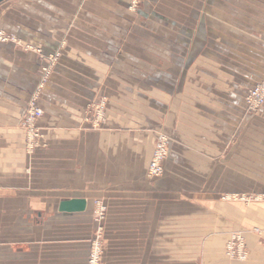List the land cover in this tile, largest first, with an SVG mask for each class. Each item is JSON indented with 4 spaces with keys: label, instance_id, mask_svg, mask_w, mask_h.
<instances>
[{
    "label": "crops",
    "instance_id": "obj_1",
    "mask_svg": "<svg viewBox=\"0 0 264 264\" xmlns=\"http://www.w3.org/2000/svg\"><path fill=\"white\" fill-rule=\"evenodd\" d=\"M129 2L0 0V29L19 40L0 43V264H87L96 201L106 208L101 264H264V201L227 199L264 195L261 122L243 120L242 90L226 85L243 64L258 66L262 39L213 54L226 8L141 0L131 16ZM55 52L38 102L41 146L29 156L21 122ZM160 135L168 157L150 180ZM73 199L84 211L60 212ZM234 232L245 262L225 256Z\"/></svg>",
    "mask_w": 264,
    "mask_h": 264
},
{
    "label": "rangeland",
    "instance_id": "obj_2",
    "mask_svg": "<svg viewBox=\"0 0 264 264\" xmlns=\"http://www.w3.org/2000/svg\"><path fill=\"white\" fill-rule=\"evenodd\" d=\"M218 1L219 0H216V1L211 0L212 6H217V7L221 6V7L226 8L227 13L225 15L221 16L219 20H221V22H226V24L228 26V30L226 32H224V30H214V32H212L213 36L215 35L216 40H217L215 42V44H216L215 48H213V47L211 48L213 51V54H218L220 49H221V51L223 50V52H225L224 51V49H225L226 53L228 55H232L233 53H235L237 51L236 50L237 45L235 42L236 40L239 41V43L244 44V43L248 42L247 40L250 39V37L257 36V35H258L259 39H262V41H263L262 43L264 44V0H253V2H251V0H220L221 4H219ZM256 1H258V4L256 3ZM130 3H131V0L129 2L128 8L130 6ZM140 5H141V0L139 1V5H138L137 11L135 13L130 12L128 8H127V12L131 16L136 15L138 10H139ZM252 6L258 7L259 11H258L257 15L251 14V11H252L251 7ZM216 16L218 17V15H216ZM217 17H216V19H218ZM235 25H239L240 27H242V30L236 31L234 29ZM230 27H233V30L229 29ZM252 27H254L253 30H252ZM0 33L3 35V37L5 39V41H0V43L15 44V45H17L19 43L18 42L19 40L15 36L7 33L6 31L0 29ZM218 39H220L221 44L226 39V44L224 47L221 46L222 48H219ZM262 43H260V44H262ZM250 47L251 46H249V48ZM241 49H244V48L240 44L239 45V51ZM258 52H259V64H258V66L256 68H254V66H253V70H252V72H250V71H247V70H251L250 66L243 64L242 78L237 79V81H239V82H236V80H234V79H227L226 85L227 86H234V87L239 86L242 90L241 104H242V109H243V120L246 118L250 119L253 117H257L260 120L261 123L257 127L258 145H259V151L264 152V106L258 112L252 114V113H249L247 111L246 104H245L247 93L253 87H256L260 83L264 82V45H259ZM51 57H54V58L51 59ZM50 59H51V61H50L51 65L49 66L48 62ZM59 59H60V55L58 52L49 54L46 57H44V64L40 68L38 83L36 85L34 93L38 92L37 89L39 88L40 80L42 79V76L44 74L43 69L45 68L47 70L48 66H49V70L47 71L49 74L47 76L46 83L44 84V88H45L47 86V84L50 82V79L54 73V70H55L58 62H59ZM211 81L212 82H218L219 80L218 79H212ZM44 88L41 89V91H39L40 95H39V98L37 100V106H38V102H39V99L41 96V92L44 90ZM102 101L103 100H101L100 103H98L94 107V115H96V117H97V114L99 113V111H102L101 120L103 118V112H104V107H105V104ZM38 124H39V122L37 123V128L39 130V133L42 135L40 127L38 126ZM244 129H245V127H244ZM163 136H165V135H163ZM158 138H159V136H158ZM156 142H157V140H156ZM156 142H155V144H156ZM40 146H41V144L39 145V147ZM154 147H155V145H154ZM167 149H168V138H167ZM153 151H154V149H153ZM167 157H168V154H167ZM167 157H166V159H167ZM262 159L264 162V158H262ZM146 176H147V172H146ZM259 195H261V196H259ZM259 195L258 194L257 195H250V196H247L244 194L242 196L233 195L230 197L228 196L227 199H232V200L243 199V200H250V201H253V200L254 201L255 200L264 201V195L263 194H259Z\"/></svg>",
    "mask_w": 264,
    "mask_h": 264
},
{
    "label": "built area",
    "instance_id": "obj_3",
    "mask_svg": "<svg viewBox=\"0 0 264 264\" xmlns=\"http://www.w3.org/2000/svg\"><path fill=\"white\" fill-rule=\"evenodd\" d=\"M140 0H131L129 11L135 13L137 11ZM0 41H5L3 35L0 33ZM54 57H51V59ZM49 60V66L51 65ZM48 69H43V76L40 80L38 92L34 93L33 97L26 106L21 126L25 132V151L27 155H32L35 150L41 144L42 135L39 133L37 123L42 117V111L37 106V100L39 98V91L44 88L46 79L48 76ZM104 103V101H102ZM102 104V103H101ZM100 104V105H101ZM246 109L249 113H256L264 106V82L260 83L256 87H253L246 96ZM102 111H99L95 120V126H97L101 120ZM168 154L167 149V138L163 135L159 136L152 153L151 160L147 168V177L149 179H158L164 172V162ZM106 208L99 202H95L94 206V217L98 223V227L94 231L93 238L90 242V251L87 260V264H101L104 238H103V227L102 221L105 217ZM257 234H262L259 230H254ZM225 256L232 261L245 262L248 259V249L245 243V237L243 232L231 233L229 239L225 244L224 249Z\"/></svg>",
    "mask_w": 264,
    "mask_h": 264
},
{
    "label": "water",
    "instance_id": "obj_4",
    "mask_svg": "<svg viewBox=\"0 0 264 264\" xmlns=\"http://www.w3.org/2000/svg\"><path fill=\"white\" fill-rule=\"evenodd\" d=\"M86 207V201L83 199H73L60 204V212H82Z\"/></svg>",
    "mask_w": 264,
    "mask_h": 264
}]
</instances>
